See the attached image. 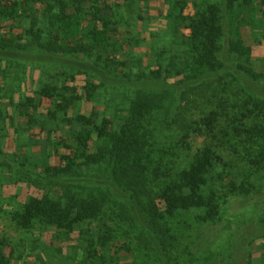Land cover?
Listing matches in <instances>:
<instances>
[{"label": "trees", "instance_id": "16d2710c", "mask_svg": "<svg viewBox=\"0 0 264 264\" xmlns=\"http://www.w3.org/2000/svg\"><path fill=\"white\" fill-rule=\"evenodd\" d=\"M193 6L194 16L182 17L184 7L176 16L191 31L180 54L166 58L168 50H154L155 63L131 73L125 45L140 40L121 31L129 27L122 4L0 0V62L39 70L46 79L35 93L0 108V174H13L24 196L11 211L22 234L0 235V264L26 256L40 264H113L108 256L121 252L148 264H177L181 238L191 240L220 220L226 193L214 174L224 160L206 149L179 171L163 162L173 149H158L153 138L179 126L185 145L201 132L178 116V107L204 83L237 89L227 115L231 137L251 144L244 147L256 154L252 163L264 169V73L255 71L254 47L243 38L249 29L256 46H264V0ZM19 121L29 139L46 142L42 168L26 143H8L15 137L6 128ZM6 186L0 178V189ZM242 187L235 183L231 192ZM254 242L237 235L227 255L212 251L205 264H253Z\"/></svg>", "mask_w": 264, "mask_h": 264}, {"label": "rangeland", "instance_id": "374dc122", "mask_svg": "<svg viewBox=\"0 0 264 264\" xmlns=\"http://www.w3.org/2000/svg\"><path fill=\"white\" fill-rule=\"evenodd\" d=\"M193 1L111 0L113 5L116 3L123 5L124 16L129 27H125L121 31L127 32L130 29L140 40L139 46H136L134 42L125 45L126 55L133 56L131 73H138L153 65L155 63L154 50H168L166 58L180 54V49L185 47L183 44L186 45L191 31L184 28V22L179 21L176 16L181 7H184L182 17L194 16ZM195 1L201 9L205 10L208 0ZM243 38L246 44L254 47L252 62L255 71L264 73V46H256L249 29L243 30ZM44 78L45 76L39 70H30L25 66H11L0 62V108L5 107L11 98L19 101L24 96L35 93L45 82ZM236 91L237 89L234 87L223 88L218 84L204 83L190 95L188 103L184 102L178 107V116L181 115V118H185V122L190 123L193 128H200L201 132L193 134L185 145L181 143L182 128L179 126L164 127L153 138V141L158 142L161 147L157 146L158 149L166 151L169 148L173 149L175 156L167 154L163 162H175L173 167L179 171L188 167L194 161L195 156L206 149H211L224 160V164L219 166L217 173L214 174L217 188L224 187L222 193H226L224 203L221 205L220 220L215 225L198 228L191 240L187 237H184V240L181 238L178 250L182 257L177 264H190V262L205 264L212 251H223L222 253L227 255L229 246L237 235L254 238L253 264H263L264 239L258 237L264 235L262 228L264 223V169L259 165L254 166L252 163L253 156L251 154L253 152L251 153L244 147L245 139L241 141L244 144L242 145L238 142L239 139L231 137V127H229L227 115L230 116L234 113L235 100L237 101ZM111 106L113 105L111 104ZM247 124L248 127L254 125L253 122ZM16 126H18V132L14 133L17 129ZM62 126L59 125L61 128ZM51 128L54 130L57 126L52 123ZM27 131L26 125L20 121L15 122L12 128H6L8 135L11 134L15 137L8 143L9 145L15 144L16 147L24 146L26 143L31 151V161L42 168L43 160L40 156L43 150H46V142L39 138L29 139L26 135ZM4 147H6V143ZM13 147L14 145L9 148ZM236 147H240L238 153L234 151ZM257 149H253L255 153L258 152ZM253 155L256 154L253 153ZM155 156L160 157L158 151ZM252 168L258 171L252 170ZM220 175L223 179H219ZM0 178L7 185H11L0 189V235L7 231L11 240H17L22 233L15 231L11 211L19 205V201L24 196L21 197L19 186L14 188L13 174H0ZM235 183L244 185V187L231 192L232 185ZM16 196L21 198L17 199ZM11 202L13 203L11 204ZM21 244L24 245L22 242ZM72 254L78 259L81 257V253L76 251ZM26 257L14 264H40L34 257ZM108 259H113V264H148V260L144 262V258L137 259L132 253L121 252L118 256L110 253Z\"/></svg>", "mask_w": 264, "mask_h": 264}]
</instances>
